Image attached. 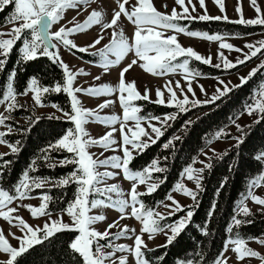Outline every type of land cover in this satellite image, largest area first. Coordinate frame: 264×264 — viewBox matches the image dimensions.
<instances>
[{"label": "snow or ice", "instance_id": "1", "mask_svg": "<svg viewBox=\"0 0 264 264\" xmlns=\"http://www.w3.org/2000/svg\"><path fill=\"white\" fill-rule=\"evenodd\" d=\"M94 0H0V11H3L5 6L14 5V10L11 13L10 19L6 23H12L14 26L9 32H0V71H4L8 62V57L13 51L17 42H22L19 47V61L18 63H28L35 61L40 57H46L54 65L58 64L63 73V83H55L54 86H43L40 84L37 77H30L27 81L26 87L23 92H17L14 82L17 75L16 69H13L6 80L5 87L0 91V105L4 106L3 112H0V126H3L6 131H0V145H5L10 149L11 154H16L20 151V141L15 143L9 142L6 137L17 131L10 124L6 123L11 119V113L17 108L22 107L17 101L18 96H28L31 93V99L36 105L44 106L42 98L49 93H61L67 95L70 100L71 111H63L57 104H52L51 107L57 111H63V118L72 123L66 132L57 139L54 143L48 145L47 149H43V159L50 160L47 155L48 151L59 152L65 151L70 157L57 162L59 166L73 165V170L66 176H63L55 181L54 186L65 187L70 184L76 185L74 199L67 202V206L61 209L62 213H66L70 218V222H64L61 218H52V212L49 210V204L52 197L46 193L40 197L39 206L23 205L26 207L33 218L47 217V221L42 227L32 226L27 223L21 216L15 215L18 208L21 206L17 204L12 206L15 201H23L29 198V193L36 188H42L47 183L46 178L33 177L31 172H35L37 160L31 161L29 168L25 170L19 179L18 183L13 186V191L10 192L3 187H0V218L7 221L12 227L18 228L21 235H16L14 232H9L8 235L12 236L17 242L18 246H13L9 239L0 229V253L6 255V259H0V264H19L18 258L28 253L29 250L34 249L37 245H42L45 241L57 236V234L64 232L77 233L68 243L67 247L73 254L78 256L82 264H129V256H131L135 264H150V261L145 256L144 249H148L147 244L142 239V235L147 233L149 240L153 239L155 234L164 233L167 238V243L160 247H167L181 234L182 231L191 223L194 215L192 210L197 202V192L187 188L183 183H177L173 191L179 192L185 196L190 197L194 204L188 207L186 215L172 224L162 225L161 221L166 219V216L153 208L146 206L142 201V197L150 195L155 192L163 180L154 178V173H161L165 168L160 166L157 159L144 166L140 170H132L130 168L131 162L134 160L133 152L137 154L143 153L151 145L164 136L165 132L171 127L170 121H175L180 113L189 111V107H197L200 104L213 103L221 97L227 96L233 88H238L246 84L259 70L264 69V61L253 68L247 77H240V84L229 87L223 80L219 83L223 88H217L216 93L210 100L200 101L198 99L189 100L188 95L185 94L184 87L181 86L180 81H176L174 86L172 81H168L164 85V90L161 88L156 89V99L150 101L148 89H145L143 95L137 90L136 82H127L125 74L134 66L138 65L145 73L153 76H162L168 74L179 73L187 83V92L195 93L192 88V80L202 75L199 71L190 67V61L196 60L205 65L211 64L212 58L198 54L192 47H183L177 39L178 34H185L189 37L202 38L208 41L219 42V49H228L230 51L242 52L241 48H236L232 44L224 42L225 38L220 34H208L201 32L189 31L185 26L179 22L181 20H200L210 21L221 19L228 21V16H211L207 13L205 8V0H199L201 9H205L204 14L193 16L191 12L196 11L193 0H174V4L178 5L180 11L173 7L171 13L159 11L153 0H116L118 10H115L110 22H105L104 12L92 10L83 22H75V17L72 27L61 26L58 30L52 31L54 25L60 22L69 9H81L80 6L89 5ZM214 3L219 7L221 13L225 12L224 0H214ZM250 4L255 11L256 18L244 19L240 0H237L236 12L240 18L232 21L236 24L243 25H264V14L257 3V0H250ZM191 5V12L189 11ZM127 6V7H126ZM167 9V4H163ZM78 15L80 12L78 11ZM127 19L134 25V32L129 38L125 35L122 27H119L121 17ZM101 26V33L106 29H111V36L107 44L101 45L105 39L103 34L98 35L87 47H78L71 36L78 33H85L93 26ZM171 32L172 34H167ZM8 37V38H4ZM67 50L76 49L80 53L88 52L89 49H95L91 54L99 57V66L105 73L110 68L119 64L129 53H134L133 59L126 67L119 73L118 84L113 86L110 84H102L96 87H74V83L79 75H85L83 69L73 71L69 65L62 60L59 54V47ZM248 52H243V58H237L235 63L229 61L222 51L218 52V59L221 63L212 64L215 68H223L225 70L233 69L237 65H242L246 61H250L258 54H264V40L258 41L254 44H246ZM114 57V59H113ZM96 80L100 76L95 77ZM165 90L168 93L165 98ZM201 91H204L201 86ZM183 98H179L178 96ZM77 93H84L85 95L109 96L114 93L118 94L119 104L122 108V118L116 115L102 117L96 110L88 109L82 106ZM150 101L158 105H166L174 107L176 112L166 114L162 118L152 116L151 114L144 116L141 115L142 108L138 106L136 101ZM113 101L106 100L98 106L103 109L109 106ZM244 111L248 115L260 114V119H264V83L259 85L252 103L244 106ZM7 113V115L5 114ZM52 117H50L51 119ZM58 118V117H57ZM260 119L255 121L260 122ZM156 121L157 124H153ZM90 122L103 123L106 126H111L119 123L120 143L119 148L123 155H113L104 159L94 158L89 149L93 146H99L108 150L113 145H117L113 133L117 131L112 128L111 131L106 132L98 139L92 138L86 130V125ZM129 122H132L129 124ZM235 122V121H233ZM147 123V128L142 126ZM190 124L191 121H186ZM237 130L241 131V136L235 137L239 147L244 143V133L239 124L236 125ZM150 129L151 131H148ZM221 129L214 134L216 139L225 135ZM146 138V139H144ZM180 137L176 136L169 139L162 145L163 148L168 149L173 145V140H179ZM115 151V149H112ZM8 155V153H0V160ZM103 155V153H101ZM223 155H218L217 159H222ZM166 159V158H165ZM255 159L257 161H264V152H259ZM195 162V161H194ZM11 162L4 160L0 167H7ZM203 163V162H201ZM49 167H55L56 164H49ZM110 167L112 169H119L122 171L126 180L132 181L131 189L124 198V193L116 184L105 185V187H98L103 181L112 178L116 175L114 172L98 171V168ZM212 167L211 162L204 164L203 168H193L188 165L183 172L188 180L193 181L198 190L202 189L203 175L205 169ZM225 178V182H226ZM144 185L145 192L138 191V186ZM264 185V171L258 173L255 177L250 179L248 183V191L246 195L240 200L236 214L232 216V222L229 224L227 231L233 233L234 229L239 228L243 224L250 223V221L238 218V216L250 215V210L247 208L245 201L251 199L254 203L264 206V198L254 194V190ZM224 186L221 183V188ZM110 193L116 194V199H112ZM93 194H99L106 199H90ZM167 199L171 204L164 206L169 209L167 215L173 216L176 212L183 211L184 206L180 205L172 195H168ZM101 207H109L118 211L121 215L120 220L126 218L128 214L127 209H130V215L139 221L142 225L140 234L134 235L133 245L116 244L114 240L127 236L129 232L135 233L134 229L124 226L116 233H111L109 229L117 227L119 220L109 224L107 228L101 232L96 230L93 225L100 221H104L106 216L103 214L93 215L92 210ZM216 205L213 204L212 208L215 209ZM213 212L210 211L208 216H212ZM201 231L207 235V225L205 224ZM171 233L170 235L168 233ZM248 239H256L249 237ZM102 240H107V243H100ZM259 243L264 245V240H258ZM229 245H233L232 251L237 255L238 260H243L246 257L259 258L261 264H264V256H261L257 251L246 246V241L243 237L235 235L231 237L224 244V251L214 260V264H226L225 252ZM106 249H109L106 251ZM117 253L122 255L117 256ZM158 259H163L159 257ZM203 260V256H200ZM177 264H194L193 260L185 259L177 261Z\"/></svg>", "mask_w": 264, "mask_h": 264}, {"label": "trees", "instance_id": "2", "mask_svg": "<svg viewBox=\"0 0 264 264\" xmlns=\"http://www.w3.org/2000/svg\"><path fill=\"white\" fill-rule=\"evenodd\" d=\"M14 5L5 6L0 11V28L10 19ZM187 21V20H183ZM202 28L209 23L214 25V30L227 35H242L254 31L251 26L233 23L225 20L195 21ZM209 24V25H210ZM22 42H17L13 51L8 57V62L4 71H0V91L6 84L9 73L16 69L17 75L14 86L17 92H23L30 77H37L43 86H54L55 83H63V73L58 64H53L46 57H40L35 61L28 63H18L19 47ZM78 58L90 62H98V56L91 52L80 53L76 49L70 50ZM194 63V62H193ZM202 66L203 76H218L223 74V70L210 65L197 64ZM192 69L195 66L191 64ZM264 81V69L259 70L246 84L233 88L225 97L208 104H200L197 107H189V111L180 113L175 121H172L171 127L167 129L156 144L151 145L143 153L135 154L134 160L130 164L132 170H140L148 165L151 160L157 159L160 166L165 168L164 172L154 173V178L163 180L158 189L150 195H145L141 199L146 206L155 210V208L167 199V196L173 191L174 186L180 181L181 173L188 166L192 165L199 153L209 144L217 140L214 134L227 129L236 118L244 112V106L252 103L255 92L259 85ZM45 105L57 104L63 111H70L69 98L63 92L49 93L42 98ZM142 108L141 114L147 116H162L177 111L174 107L158 105L144 100L135 102ZM14 117L24 118L23 122L10 119L6 123L17 129L16 135L9 134L6 139L11 143L20 141V151L16 154L9 153L0 160V165L4 160L11 163L7 167H0V185L1 187L13 191V186L18 183L23 172L29 168L31 161L37 160L36 171L31 172L33 177L46 178L48 183L40 190L33 189L29 197L47 194L52 197L49 204V210L52 213L59 212L67 206V202L74 199L76 185L70 184L65 187H56L54 183L59 178L70 173L74 166H59L58 161L71 154L65 151H48L50 160L43 159V149L59 139L72 123L61 118L35 117L33 110L23 105L13 111ZM260 119V114L259 118ZM257 119V120H258ZM255 120V121H257ZM186 121H191L186 124ZM253 121L242 128L244 133V143L239 147L237 142L230 145L221 154L222 159L213 156L209 162L212 167L205 169L202 173L203 180L202 191L196 189L197 202L192 210L194 215L191 223L184 231L167 247H155L153 251L144 249L146 258L150 264H177L179 260L191 259L194 264H214V260L224 250L225 242L235 235L243 237L245 240L249 237H264V214L250 213L248 216L240 215L238 218L250 221L243 224L233 233H229L227 228L232 222V216L236 214V208L240 200L248 191L250 179L255 177L261 171H264L263 161H257L255 156L259 152H264V119L259 123ZM241 136V131H239ZM179 136V140H173V145L165 149L162 147L169 139ZM233 134L226 133L219 139L233 138ZM166 158V159H165ZM56 164L55 167H49V164ZM225 178L226 182H225ZM221 183L224 186L221 188ZM191 204L184 207L183 211L176 212L173 216H166L162 225L172 224L177 219L186 215V211ZM216 207L213 210L212 205ZM212 211L213 215L208 216ZM207 225V235H204L201 228ZM74 232H64L57 234L42 245H37L18 258L19 264H82L78 256L73 254L67 247L68 243L75 237ZM203 256V260L200 256ZM163 257V259H158ZM261 264V262L259 263Z\"/></svg>", "mask_w": 264, "mask_h": 264}, {"label": "rangeland", "instance_id": "3", "mask_svg": "<svg viewBox=\"0 0 264 264\" xmlns=\"http://www.w3.org/2000/svg\"><path fill=\"white\" fill-rule=\"evenodd\" d=\"M153 2H154L155 7L161 12H167L168 14H170L173 7H176L177 11H180L179 6L174 4V0H153ZM165 3L167 4V9L163 7V4ZM186 3H187V0H186ZM257 3L261 8L262 14H264V0H257ZM193 4L196 7L195 12H191V5H189V11L191 12L193 16L204 14L205 9L200 8L199 0H193ZM224 4H225V12L221 13L219 10V7L214 3V0H205V8L209 15L211 16L227 15L229 18L228 21H235L240 18V15L236 12L237 0H224ZM240 6L242 8L244 19L256 18L257 14L253 10L252 5L250 4V0H240ZM80 8L86 9V10H83V11H81L80 9L67 10L64 15V18L60 22H58L56 25L53 26L52 31L58 30L59 27L61 26L72 27L74 22L73 23H70V22L73 21L74 17H75V22H83L84 19L87 17V15L92 10L103 11L105 22H110L114 11L118 10V4L116 3V0H94V2L90 3L89 5L80 6ZM78 11L80 12L79 15L77 14ZM196 20L200 21L198 19ZM196 20H191V21L181 20L179 23L182 26H185L189 31L208 33V34H220L222 37L225 38L224 42L230 43L234 47L242 49V52H236L234 50L230 51L228 49H219V42L217 41H208L202 38L189 37L185 34H178L177 36L178 42L183 47H192L198 54L204 56L205 58L210 56L212 58L211 64H209L210 66L212 64L221 63V61L218 59V52L220 51L224 53V56H226L229 61L235 63L237 58H240V59L243 58V52L249 51V49L245 47L246 44L255 45L258 41L264 40V25H248L254 28L255 30L252 32L246 33V34H242V35H227V34H222L218 31H215L214 25H211L210 23H209L210 25L209 24L207 25L211 27L210 30L208 28H202L201 26L197 24V22H195ZM13 26L14 25L12 23H8L0 28V32H5V33L9 32ZM119 27H122L125 32V35L131 38L134 32V25L128 22L127 19L124 18L123 16L121 17V20L119 21ZM111 31H112L111 29H106L104 30L103 33H101V26L95 25L91 29L86 31L85 33H78V34H75L74 36H71L70 39H73L74 43L78 47H87V45L91 43L98 35L103 34L105 36V39L102 41L101 45L97 46V47H102L103 44H107L109 42ZM167 34H172V33L169 32ZM4 38H8V37H4ZM58 50H59V54L62 60L65 61L73 71L78 72L79 70L83 69L84 73H86L85 75H79L74 83V87H83V88L96 87L102 84H110L113 86L117 85L119 81L120 71L124 67H126L127 64H129L133 59L136 58L134 53H129L119 64L113 66L112 68L109 69L107 73H105L104 70L99 66V58H98V62H96L95 64H92V63H87L86 61L78 58L70 50L63 48V46H60ZM94 51L95 49H89L88 52L92 53ZM262 52H264V50H262ZM261 61H264V54H258L256 57H253L250 61H246L242 65H237L233 69L225 70L222 67L217 68V69H221L224 71L223 74H220L218 76L201 75L199 77H196L195 79L192 80V88H193V92L195 93L194 96L192 93L187 92V83L179 73L162 75V76H153L149 73H145L141 68H139L138 65H134L125 74V78L127 82H132V81L136 82L137 90L141 93V95L144 94L145 89H148L150 101H154L156 99V89L161 88L162 90H164V85L168 81H172L173 86L176 81H180L181 86L184 87L185 94L188 95L190 101L194 99L205 101V100L211 99V97L216 93L217 88H221V89L223 88V85L219 83L220 80H223L225 84L229 85V87H232L233 85H239L240 77H247L248 73L253 68H256L261 63ZM191 64L195 66V70L201 73L200 69H202V66H199L197 64H203V63L193 59L190 61V66ZM96 76H100V79L96 80L95 79ZM262 83H264V81ZM201 86L203 87L204 91H201ZM167 95L168 93L165 90V98H167ZM77 96L80 99L83 107L96 110L98 114L102 117L116 115L122 118V108L119 104L118 94L116 93L109 95V96H97V97L85 95L84 93H77ZM178 96H179V92H178ZM179 98L182 99L183 97L179 96ZM106 100H111L113 101V103H111L109 106L103 109H99L98 106L104 103ZM17 101L22 106L26 105L30 107L34 112L35 117L38 119L51 116L55 118L58 117V118L68 121L67 119L63 118V111H57L55 108L51 107V105H45V104H43L44 106L36 105L34 101L31 99V93H29L28 96H18ZM150 101H147V102H150ZM69 103H70V100H69ZM3 110H4V106L0 105V112H3ZM5 114L7 115V113ZM163 116L164 115L158 116V117L162 118ZM258 118H259L258 113L253 114V115H248L244 111L242 114H240L236 118L235 122H233L230 126H228L227 129H225L224 131V133H230L231 135L233 134L234 135L233 138H229V139L221 138L209 144L204 150H202L199 153V155L195 159V162L192 163V167L197 168V169L203 168L204 164L209 163L210 159L213 156H217L221 154L230 145L236 143L237 141L234 138L240 136V133L236 127L237 124H239L242 129L246 127L247 125H249L250 123H252L253 121L257 120ZM11 119H15V121H18V122L24 121V118L14 117L13 112L11 113ZM171 122L172 121H170L169 123ZM131 123L132 122H129V124ZM152 123L157 124L156 121H152ZM142 126L147 128V123H143ZM157 126L159 125L157 124ZM71 127H73V125H71ZM85 127L88 133L90 134V136L95 139H98L101 136H103L106 132L111 131L113 127L117 129V131L113 133V137L116 139L117 145H113L112 148L108 150H105L104 148L99 147V146L91 147L89 151L93 154L94 158L104 159L106 157L113 156V155H120V156L123 155L122 151H120V148H119V143L121 140L120 132L118 130L119 123L111 125V126H106L103 123L90 122ZM0 131H6V129L3 126H0ZM148 131H151V130L148 129ZM16 132L17 131H14L11 134L16 135L15 134ZM112 149H115V151H113ZM0 153L9 154L10 149L5 145H0ZM101 153H103V155H101ZM134 154H137V153L133 152V155ZM98 171L100 172L110 171V172L116 173L114 177L106 179L101 184H99L98 187L103 188L105 187V185L116 184L123 191L124 198H127V194L131 189L132 181L126 180L121 170L101 166L98 168ZM178 183H183L187 188L193 191L197 189L193 181L188 180L185 176H182V175ZM42 188H39V189L34 188V189L40 191ZM138 191L145 192L146 187L144 185H139ZM254 194L261 198H264V185L256 188L254 190ZM109 195L112 196L113 200L117 198L115 193H110ZM169 195H172L173 198L176 201H178L180 205L184 207L191 204L192 202V199L190 197L185 196L179 192L172 191ZM41 196L42 194L29 197L23 201H15L12 206H16L17 204L21 206L18 208L17 213H14L13 216L19 215L30 225L34 227L35 226L42 227L48 218L47 217L33 218L30 214V211L26 207L23 206V205L39 206L41 202L40 200ZM90 199H106V198L103 196H100L99 194H93L92 196H90ZM165 204H171V201L166 199L164 202H162L155 208V211H158L164 214L165 216H168L167 213L169 209L164 206ZM245 204L247 208L250 210V213H263L264 214V206L254 203L251 199L246 200ZM126 212L128 213L126 215V218H124L123 220H120L119 217L121 214L113 208L101 207L98 209H93L91 214L93 215L103 214L106 216V219L104 221H100L96 223L95 225H93V227L96 230L103 232L109 224L113 223L114 221L119 220V225L117 227L109 229L111 233L118 232L124 226H128V228L134 229L135 233L129 232L127 236L121 237L118 240H114V243L126 244V245L131 246L133 245V242H134V235L140 234V228L142 227V225L139 221H137L134 217L130 215V209H127ZM57 217L61 218L64 222H70V218L67 216V214L62 213L61 211L52 213V218H57ZM0 229L3 230L4 234L9 239L10 243L13 246H18V242L14 238H12V236L8 235L9 232H14L16 235H21L18 228L12 227L7 221H4L2 218H0ZM168 234L170 235L171 233L169 232ZM142 239L147 244L148 249L160 247L161 245H165L167 243V238L164 233L155 234L154 238L151 240H149L148 234L145 233L142 235ZM258 240H264V237H259V238L251 239V240H245L246 246L257 251L261 256H264V245L259 243ZM100 243L102 244L107 243V240H102L100 241ZM232 247L234 246L229 245L227 251L225 252L226 264H259L261 262L259 258H253V257H246L243 260H238L237 255L232 251ZM108 250L109 249H106V251ZM116 255L119 256L122 254L117 253ZM0 259H6V255L0 253ZM129 264H135V261L131 256H129Z\"/></svg>", "mask_w": 264, "mask_h": 264}]
</instances>
